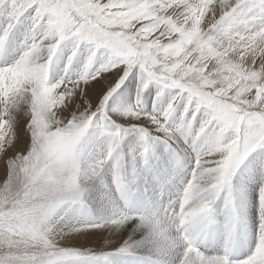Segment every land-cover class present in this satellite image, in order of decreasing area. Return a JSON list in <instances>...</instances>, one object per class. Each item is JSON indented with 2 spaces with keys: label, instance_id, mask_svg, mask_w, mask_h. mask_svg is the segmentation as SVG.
<instances>
[{
  "label": "snow or ice",
  "instance_id": "snow-or-ice-1",
  "mask_svg": "<svg viewBox=\"0 0 264 264\" xmlns=\"http://www.w3.org/2000/svg\"><path fill=\"white\" fill-rule=\"evenodd\" d=\"M0 15V57L23 31L15 57L0 63V264H264V159L255 165L264 157V0H0ZM62 45L64 76L52 82ZM81 46L87 56L73 71ZM109 69L119 79L98 104L83 99L87 107L60 118ZM133 71L134 102L110 107ZM19 111L27 141L14 129ZM250 169L262 178L259 222L239 259L233 181ZM97 189L101 216L90 207ZM62 222L73 233L135 222L144 236L114 251L66 247L55 232ZM217 232L224 251L213 255Z\"/></svg>",
  "mask_w": 264,
  "mask_h": 264
},
{
  "label": "rangeland",
  "instance_id": "rangeland-1",
  "mask_svg": "<svg viewBox=\"0 0 264 264\" xmlns=\"http://www.w3.org/2000/svg\"><path fill=\"white\" fill-rule=\"evenodd\" d=\"M5 19L6 17L4 15H0V23L4 22ZM22 39H23L22 29L17 30L15 36L12 38L9 54L6 57H0V63L11 62V60L16 55L15 50ZM69 49H70V45L68 46V48H65L62 45L61 49L58 50L56 57H54V61L49 69L50 81L55 82L59 80L62 76H64V69L67 62ZM86 56H87V50L83 46H81V52L79 54V57L74 60L71 66L73 71L79 70V68L81 67V63L83 59L86 58ZM102 63L103 60L98 54L96 60V67L99 68ZM118 79L119 76L116 75V69H109L107 71L101 72L100 75H98L95 79L91 80L87 85L84 86L83 97H81L78 91L77 94L74 95V97L67 103L68 106L71 105V108H73V110H70L69 113L66 115L70 118L73 113L77 112V105H81L80 108L81 111L83 110L84 107H87V104L82 103L83 99H87V101L91 103L93 107H95L98 104L99 100L102 99L103 95L107 93L109 88L112 87ZM137 83H138V73L136 71H133L132 73L129 74L128 78L124 80V83L120 86V88L117 89V91L109 99L108 101L109 106L110 107L118 106L122 108L127 104L134 102L136 96ZM91 92H95V94L92 95ZM155 96H156V88L154 86L149 87L148 89L145 90L143 94V105L145 111H151L153 105V99L155 98ZM167 99L168 96L167 94H165L160 98L159 103H166ZM62 111L63 110L61 109L60 118H64L65 116V112L63 111L64 112L63 113ZM14 115H15L14 129L16 130L17 134L22 136L26 141L29 140L30 137L27 134V120L29 119V117L25 116L24 111H19ZM114 118L118 119L120 122L124 121L125 119L123 116H118V117L114 116ZM131 139L132 138H128L125 141L126 148L128 144L131 142ZM191 158L193 157L190 156L189 159ZM262 159H264V157H259V156L256 157L255 165L257 167L261 163ZM185 163L187 165L186 172H190L191 170L190 162L186 160ZM2 167L3 165L2 163H0V168ZM187 178L188 176L185 175L184 179ZM261 179L262 178L260 177L259 173L255 171V169H250L248 171H245L243 174H238V177L233 181L234 189H235L234 197L236 199V203L238 207L242 210L243 213V221L238 225L236 240H235V256L236 258L239 259L245 258L250 253V251L255 247L254 226L258 225L259 222V204L257 203H259L258 200H259ZM176 187L177 188L181 187L179 181H177ZM174 194H175V190H173L172 192V195ZM168 198H169L168 196H165V201ZM90 201H91L90 207L93 215L101 216L102 214L105 215L107 213V201L103 189H97L96 191L91 192ZM223 219H224L223 204L222 202L218 201L215 221L218 225H222ZM55 232L57 235V239L62 246L77 247V248H93L97 250L103 249L105 251H114L125 240L129 239V237H131L133 241H141L144 236L143 230L135 227V222H133L132 224H127L122 228H120L119 230H110L108 228H104L99 230H91V231H84L78 233L69 232L68 228L64 227L62 222L61 224H58L56 226ZM106 241L109 242L107 243V245L105 244ZM208 250L209 253L213 255L223 254L224 239L222 233L217 232L214 235V237H212L209 240ZM139 255L142 256L143 252L141 251Z\"/></svg>",
  "mask_w": 264,
  "mask_h": 264
},
{
  "label": "bare ground",
  "instance_id": "bare-ground-1",
  "mask_svg": "<svg viewBox=\"0 0 264 264\" xmlns=\"http://www.w3.org/2000/svg\"><path fill=\"white\" fill-rule=\"evenodd\" d=\"M64 63H65V62H64ZM78 66H79V65H78ZM79 67H80V66H79ZM95 88H96V87H95ZM97 88H99V87H97ZM95 90H96V89H95ZM101 90H102V89H101ZM125 91H126V90H125ZM125 91H124V92H125ZM91 93H92V95L95 94V92H91ZM125 96H126V94H125ZM91 97H92V96H91ZM115 97H116V96H115ZM89 98H90V97H89ZM116 98H117V97H116ZM118 98H119V97H118ZM117 100H118V99H117ZM162 100H163V99H162ZM118 101H119V100H118ZM62 110L65 112V115H66V114L69 113L70 110H73V108H71V105H70V106L67 105L66 107L62 108ZM149 110H150V109H149ZM63 111H62V112H63ZM64 112H63V113H64ZM258 160H259V159H258ZM247 179H248V178H247ZM260 181H261V180H260ZM246 182H247V181H246ZM250 186H251V185H250ZM254 186H255V185H254ZM259 186H260V185H259ZM251 190H252V189H251ZM256 192H257V190H256ZM257 199H258V198H257ZM258 201H259V200H258ZM257 204H259V203H257ZM255 206H257V205H255ZM257 208H258V207H257ZM102 215H103V214H102ZM246 220H247V219H246ZM79 240H80V239H79Z\"/></svg>",
  "mask_w": 264,
  "mask_h": 264
}]
</instances>
